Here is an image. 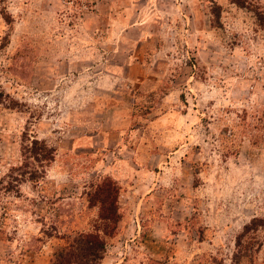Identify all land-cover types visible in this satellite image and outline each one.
<instances>
[{
    "label": "rangeland",
    "instance_id": "1",
    "mask_svg": "<svg viewBox=\"0 0 264 264\" xmlns=\"http://www.w3.org/2000/svg\"><path fill=\"white\" fill-rule=\"evenodd\" d=\"M250 1L0 0V264H48L95 230L105 177L120 220L98 264H264V0ZM33 138L54 159L7 187Z\"/></svg>",
    "mask_w": 264,
    "mask_h": 264
},
{
    "label": "trees",
    "instance_id": "2",
    "mask_svg": "<svg viewBox=\"0 0 264 264\" xmlns=\"http://www.w3.org/2000/svg\"><path fill=\"white\" fill-rule=\"evenodd\" d=\"M230 1L240 7L256 8L250 0ZM3 17L9 22L8 13H3ZM7 42V38H4L0 48ZM23 149L20 165L12 167L7 175L10 178L7 181L9 188L23 179L37 180L42 176L45 167L54 159V148L37 138L31 139ZM118 191L119 186L109 177H105L99 185H96V189L89 196V202L98 208L99 226L93 231H79L62 237L64 243L53 250L48 264H98L101 261L106 251V237L113 235L120 220L117 205ZM99 229L103 234L99 233Z\"/></svg>",
    "mask_w": 264,
    "mask_h": 264
}]
</instances>
